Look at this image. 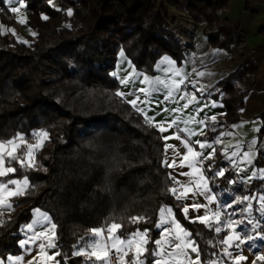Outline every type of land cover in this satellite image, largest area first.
Returning a JSON list of instances; mask_svg holds the SVG:
<instances>
[{
    "label": "trees",
    "instance_id": "obj_1",
    "mask_svg": "<svg viewBox=\"0 0 264 264\" xmlns=\"http://www.w3.org/2000/svg\"><path fill=\"white\" fill-rule=\"evenodd\" d=\"M26 5L24 29L34 33L31 45L19 43L3 26L13 23L6 0H0V141L23 136L48 139L34 165H15L0 184L27 179L28 189L12 199L11 212L0 217V264L22 253V229L37 209L55 225L58 264H84L76 256L92 231L119 226L121 238L147 234L145 264H154L160 237L159 215L171 207L192 234L203 264L225 251L229 222L247 237L253 227L244 220L239 198L264 194V180L242 184L226 156L217 150L203 161L204 174L221 206L227 207L220 224L193 223L173 194L170 172L164 165L161 132L119 95L113 75L122 51L137 71L156 75L164 56L181 66L184 47L169 24L167 7L206 24L209 44L232 53L240 66L216 84L209 95L224 105L219 122H208L201 142L213 143L241 121L240 111L255 87L257 58L264 45L252 49L246 35L231 22L222 24L231 0H20ZM55 1L56 5H52ZM247 0L246 11L256 14ZM260 34L264 35V27ZM258 137L264 139V111ZM264 168V152L255 162ZM224 174L219 177V173ZM234 213V214H233ZM241 213V214H240ZM234 215V217H233ZM233 217V218H232ZM264 236V216L255 211ZM255 264H259L256 261Z\"/></svg>",
    "mask_w": 264,
    "mask_h": 264
},
{
    "label": "crops",
    "instance_id": "obj_2",
    "mask_svg": "<svg viewBox=\"0 0 264 264\" xmlns=\"http://www.w3.org/2000/svg\"><path fill=\"white\" fill-rule=\"evenodd\" d=\"M6 3L14 21L10 26H3V31L7 33L5 30L13 27L24 32L26 5L20 0H6ZM246 3L247 0H231L221 22H231L246 35L248 46L255 49L264 45V35L260 34L264 27V0L253 3L256 14L246 11ZM22 16L23 20L17 22ZM183 17L186 19L182 24L185 30H180L179 37L184 46L185 61L181 66L171 57L164 56L152 77L138 72L122 52L113 75L120 84V97L161 132L166 143L164 165L170 172L173 194L184 206L185 218L193 223L220 224L227 207L219 204L211 190L203 161L220 150L240 183L264 180V168L255 164L259 151L264 152V139L260 141L258 137L262 121L257 118L264 111V54L257 58L255 87L245 99L240 123L231 131L222 133L213 143L201 142L207 123L219 122L225 113L224 105L212 98L209 92L234 72L242 60L236 48L232 53L213 48L204 35L205 25H196L189 17ZM180 19L183 21L182 17ZM121 58L123 68L120 69ZM35 138L28 141L20 136L8 143L0 141V177L14 173L16 164L27 165L26 159L30 147L35 146ZM37 152L33 151L35 156ZM223 174L221 171L218 175L221 177ZM28 187L26 178L0 184V217L11 212L12 199L22 195ZM239 201L243 204L244 220L253 230L246 237L236 227L232 228L224 239L223 256L210 264H255L259 261L256 256L259 242L254 243L259 237L254 234H258L260 223L255 211L264 216V194L243 196ZM158 230L160 237L156 242L154 264H203L192 234L178 221L171 207L161 210ZM118 231L117 225L92 231L89 240L76 251V256L82 257L84 264H109V251L115 249L110 244V237L113 234L121 238ZM22 237V253L8 257L6 264H58L55 227L46 219L34 218L23 227ZM133 237L135 233L127 239L132 240ZM147 243L148 238L140 251V264H145L143 256ZM128 248L126 251L117 250L124 255V264H133L136 246L130 244Z\"/></svg>",
    "mask_w": 264,
    "mask_h": 264
},
{
    "label": "rangeland",
    "instance_id": "obj_3",
    "mask_svg": "<svg viewBox=\"0 0 264 264\" xmlns=\"http://www.w3.org/2000/svg\"><path fill=\"white\" fill-rule=\"evenodd\" d=\"M150 1H152V0H150ZM161 2H165V0H159V3H161ZM52 5H54V6L56 5L55 1H52ZM167 8H168L169 14H170V19H169L170 27H171V29H173L175 31V33L178 36L179 41L181 43L182 41H181V39L179 37V33H180V30L181 31L185 30L182 24H185L186 19L183 16H186V15L181 14L180 12H177V11L173 10L172 8H170V7H167ZM181 17H182L183 21H181V19H180ZM187 17L188 16H186V18ZM22 20H23V16L18 18L17 22L20 23ZM193 23L196 24L195 22H193ZM196 25H202V24H196ZM204 25L206 27V24H204ZM2 28H4V27H2ZM5 31H7V33L11 34L19 43L26 44V45H31L34 42L35 35H34V33L30 32L29 30L28 31L24 30V32H23L21 29L20 30L19 29L15 30L12 27V28L6 29ZM120 54H122V51L119 53V55ZM119 55H118V58H119ZM122 56H124L126 59H128L124 52H123ZM128 60H130V59H128ZM122 61H123V58H121V60L119 61V65H120L119 68L120 69L123 68L122 67V65H123ZM130 62H131V60H130ZM117 63H118V61H117ZM132 65H133V63H132ZM149 76H152V75H149ZM154 76H152V77H154ZM47 139H48V135L45 134V133L36 134V138L34 140L36 142L34 144L35 146L31 145L32 147H30V150H31L30 154L27 156V159H26L27 165L25 164L24 166L31 167V165H32L31 163L35 160V154L33 153V151L35 152L36 150L41 149L43 144H44V142ZM238 212H242V211H238ZM233 217H234V215H233ZM34 218L35 219H46L48 224H51L53 227H55L54 223L52 222L51 217L47 213L43 212L40 209H37V210L34 211L33 219ZM239 224H240L239 221H231V222H229L228 225L232 229V228H235V227L237 228L239 226ZM254 236H258L259 237V239H255L256 241H254V243L259 242V245L257 247L258 254L256 256L259 259V264H264V236H259L258 234H254ZM146 242H147V237H146L145 233H142L141 231L135 233V237H133L132 240L127 239V238H119L117 235H113V234H111V237H110V244L112 245V248H115V249H111V250L118 251L117 249H120L122 251H126L125 249H129L128 246L130 244H134L136 246L137 253L135 254L136 257H135V261H134L133 264H140V262H141L140 251H141L142 248L145 247V243Z\"/></svg>",
    "mask_w": 264,
    "mask_h": 264
},
{
    "label": "built area",
    "instance_id": "obj_4",
    "mask_svg": "<svg viewBox=\"0 0 264 264\" xmlns=\"http://www.w3.org/2000/svg\"><path fill=\"white\" fill-rule=\"evenodd\" d=\"M3 13V8L0 6V15ZM109 264H124V255L120 251L110 250L108 254Z\"/></svg>",
    "mask_w": 264,
    "mask_h": 264
},
{
    "label": "water",
    "instance_id": "obj_5",
    "mask_svg": "<svg viewBox=\"0 0 264 264\" xmlns=\"http://www.w3.org/2000/svg\"><path fill=\"white\" fill-rule=\"evenodd\" d=\"M69 264H75V260L74 259L70 260Z\"/></svg>",
    "mask_w": 264,
    "mask_h": 264
}]
</instances>
